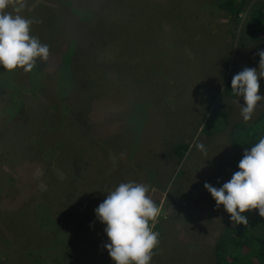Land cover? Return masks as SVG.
Here are the masks:
<instances>
[{
	"label": "rangeland",
	"instance_id": "1",
	"mask_svg": "<svg viewBox=\"0 0 264 264\" xmlns=\"http://www.w3.org/2000/svg\"><path fill=\"white\" fill-rule=\"evenodd\" d=\"M23 2L19 14L34 21L30 34L48 45L49 55L44 61L37 58L29 72L0 69V132L6 137L14 133L10 140L0 133V264H29L25 260L35 256L52 264L50 254L58 249L45 250L51 240H64L59 250L73 256L58 258L56 264H113L103 248L104 225L94 210L86 216L73 207L84 211L89 205L85 197L93 189L99 192L97 207L109 191L128 181L147 185V195L160 209L155 222H149L159 233L150 264H214L216 240L231 222L203 184L218 187L217 168L233 153L231 125H247L264 114L261 100L244 121L242 99L226 90L243 68L264 73L258 55L264 41L247 35V15L264 0H246L238 20L215 0ZM14 7L15 0H9L3 11L15 14ZM99 15L103 26L95 19ZM258 82V92L264 95V78ZM53 103L56 115L45 136L39 115L48 114ZM216 107L226 111L227 123L205 134L204 120ZM64 118L74 122L72 131L79 135L84 155L77 160L81 180L75 187L70 175L56 166V159L68 153L66 136L59 134ZM67 131L64 127L62 132ZM59 143L64 144L61 149ZM179 143L187 145L181 160L172 154ZM196 144H202L203 151ZM38 146L42 154L36 156ZM6 157L17 164L6 162ZM53 177L57 185L47 186ZM74 189H82L83 195L68 196ZM41 192L51 204L50 213L32 247V240H18L12 228L21 213L28 220V210L34 220L35 194ZM63 204L73 212L64 226L73 238L76 231L81 234L78 241L59 233L53 216ZM247 218L242 226L264 237V218L255 209ZM28 222L26 233L33 238L34 223ZM95 250L99 252L87 254Z\"/></svg>",
	"mask_w": 264,
	"mask_h": 264
},
{
	"label": "clouds",
	"instance_id": "2",
	"mask_svg": "<svg viewBox=\"0 0 264 264\" xmlns=\"http://www.w3.org/2000/svg\"><path fill=\"white\" fill-rule=\"evenodd\" d=\"M9 0H0V69L13 71L22 68L31 71L36 59L47 60L49 49L36 36L30 34L31 18L20 15L23 0H15L12 12L3 11ZM38 22V21H36ZM264 61V50L258 53ZM258 78L264 73L254 68H243L230 80L232 94L242 99L240 114L244 121L251 119L258 102L264 100L259 94ZM203 151L202 144H196ZM204 189L210 194L215 206H223L230 222L248 224L244 213L256 210L264 218V136L242 152L237 170L219 187L205 182ZM148 186L142 183L122 182L109 191L94 209L95 218L104 225L107 242L103 248L113 264H150L153 249L159 243V233L153 231L149 222H155L160 209L147 195Z\"/></svg>",
	"mask_w": 264,
	"mask_h": 264
},
{
	"label": "trees",
	"instance_id": "3",
	"mask_svg": "<svg viewBox=\"0 0 264 264\" xmlns=\"http://www.w3.org/2000/svg\"><path fill=\"white\" fill-rule=\"evenodd\" d=\"M215 1H216V4L227 15H229L232 20H238L239 14L242 13L244 6L246 5V0H215ZM105 4L106 6L111 7L110 4L108 3H105ZM247 17L249 21L248 28H247L248 29L247 35H249V37H251L254 40L264 41V3L255 8H252L250 10V13L247 15ZM101 18H103V15L95 16V19H97L98 22L101 24V26H103V24L105 23ZM226 90L229 91L230 95H234L231 92L230 82L226 84ZM211 100H213V98H211ZM50 105L51 104L49 103V106ZM54 108H56V106L54 107V103H53L52 106L50 107V110L48 111L50 114L45 113L42 116L41 114L39 115L40 120L42 122L40 126L45 131H47L45 133V136L49 133L48 129L50 125L53 123L52 121L56 115V110H54ZM26 109H24L23 111H25ZM17 116L18 115L15 114V118ZM73 116H75V119L77 121L80 120V118L77 115H73ZM17 119L19 120L20 117L19 118L17 117ZM64 119H65V124H66L64 125V127L68 129V131L64 134V132H62L64 127H61L59 134H61L62 137L64 135L66 136V144L64 146V144L59 143V147L61 149L63 145L64 147L67 148L68 153L65 154L64 158L59 157L56 159V166H58L60 169L62 168L68 175H70V178H71L70 183H72V185H74L73 187H75L76 185L79 184L81 180L77 176L81 173L80 168L77 165V160L81 161L84 155L81 151L82 148L78 146L79 135L77 134L76 131L74 132L75 134L72 131V128L75 127V124H73L74 122L70 121L69 118H64ZM13 120L16 121V119H13ZM25 122L27 123V121H24V123ZM226 123H227L226 111L223 110L221 107H216L210 112L209 116L204 120L202 132L205 134L211 135L212 133L219 131V128H221L223 125H226ZM229 132H230L229 133L230 145L233 149V153L229 157L225 158V160L217 168V173L219 176L218 177V187L222 185L224 182H226L231 177V174L237 170V163L242 157L243 150L246 148H250L256 142H258L260 137L264 136V114L259 115L250 124L246 125L243 123H235L231 125ZM0 133H2L4 138H6L7 140H10L11 136L14 135V133H10L8 134V137H6V135L3 132H0ZM16 137L18 138L19 134H17ZM39 147L40 146H38V149H36L37 151H39V154L36 156H39L42 154L41 153L42 149H40ZM186 150H187V145L179 143L172 148V154L176 156L178 160H181L184 157ZM30 151L33 153L32 150ZM8 159H11V160H7V157L4 158L6 162L8 161L12 162L11 164L13 165L17 164L16 159L12 157ZM81 170L85 172V167H82ZM44 173H48L47 168L44 170ZM98 176L100 177V173H98ZM50 180H51L50 182H47V186L57 185L56 178L53 177V178H50ZM97 192L98 190L93 189L91 191V196L85 197L89 203V205L84 208L85 212L80 207L79 208L77 207V209L76 207H73L74 210H77L76 213L79 212L83 215L89 216L88 211L92 209L94 210L96 208L94 205L99 202L98 201L99 195L95 194ZM83 193L84 191L82 189H80V191H76V189H74V191L73 192L71 191L70 194H68V196H71V195L74 196L75 194H77V196L79 195L80 197L81 195H83ZM35 195L36 197L38 196L35 200V202H38V203L35 204L36 210L34 212V220L32 219L30 210H28V220L23 215L24 213H21L20 217L18 218L19 221L14 226V228H12L18 240H21L24 237L28 241L32 240L31 241L32 247L35 245L36 242L40 240L39 236L42 233L41 232L42 222L44 221V217L47 220L48 215L50 213L48 205H47L50 203H48L47 199L45 198V193L41 192L40 194H35ZM81 199H83V197ZM39 202H41L42 204H40ZM43 213L45 216H43ZM244 215L247 216V212L244 213ZM53 217H55V223L58 225L60 229L59 233L67 238L69 237L73 238V235H72L73 233L69 234L67 228L64 226L67 224L68 220L70 221L71 218H73L72 207H65V204H63V206L55 212ZM31 220L34 223L33 234H31L33 235V238L29 236L28 233H26L28 228L30 227V224L28 221H31ZM246 229L247 228H245L244 226L237 225L235 222H231L230 224H227L225 230L223 231L222 234L219 235L215 243L214 264H264V237L258 236V235H252ZM48 236L51 237V235H48ZM73 239L74 241L80 240L81 234H78V232L76 231ZM61 243L62 244H59L57 242L55 244V242L51 240V242L49 243V246L45 249L47 252L52 250L53 247H56L58 249V252L56 254L54 253L50 254L54 256L52 258L53 259L52 264H56V259L58 258H60V261L64 257L71 258V259L73 258V256H68V254L66 255L65 251L63 252L62 250H59L61 246L64 247L66 245L64 240ZM82 243L83 242H81L80 244ZM38 246L41 249L44 248L43 245L42 246L37 245V247ZM100 246L102 247V243L100 244ZM37 251H38V248L32 250V253L35 254L37 253ZM95 251L97 252H94V253L87 252V254H97L99 252V250H95ZM25 261L28 262L29 264L31 263L30 261H33L31 264H43L40 261V259L37 258L36 256L33 258V260H30V261L25 260ZM79 261L81 262V260ZM24 263L25 262L23 261H20V262L16 261V263L14 264H24ZM8 264H12V263H10L9 261Z\"/></svg>",
	"mask_w": 264,
	"mask_h": 264
}]
</instances>
